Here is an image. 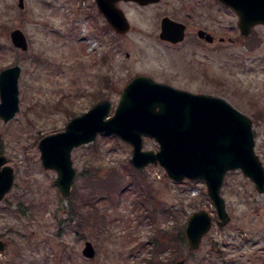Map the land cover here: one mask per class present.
Returning <instances> with one entry per match:
<instances>
[{"label": "rangeland", "instance_id": "rangeland-1", "mask_svg": "<svg viewBox=\"0 0 264 264\" xmlns=\"http://www.w3.org/2000/svg\"><path fill=\"white\" fill-rule=\"evenodd\" d=\"M118 5L131 24L123 35L108 26L95 0H25L24 8L18 0H0V72L21 67L20 110L8 122L0 117V154L14 169L13 186L0 201L6 244L0 264H174L183 258L187 264H264V193L239 169L225 177L231 220L220 226L205 181L176 182L159 164L133 171V147L112 133L73 150L77 174L68 196L54 183L57 171L43 166L44 136L106 98L112 115L138 75L227 100L252 119L264 164V24L243 35L237 13L217 0ZM165 15L188 22L179 45L160 38ZM199 28L215 41L200 40ZM15 29L26 35L28 50L13 44ZM144 149L157 151L159 144L145 136ZM78 204L82 211L70 219ZM200 209L213 215L211 230L199 249L190 251L188 242L176 249L170 235L185 230ZM87 241L96 251L92 258L83 254Z\"/></svg>", "mask_w": 264, "mask_h": 264}, {"label": "water", "instance_id": "water-1", "mask_svg": "<svg viewBox=\"0 0 264 264\" xmlns=\"http://www.w3.org/2000/svg\"><path fill=\"white\" fill-rule=\"evenodd\" d=\"M107 23L120 35L130 31L131 24L120 1L140 5L161 0H95ZM239 16L238 26L243 35L264 24V0H218ZM24 8L25 0H18ZM186 25L166 16L162 19L160 38L180 43L185 38ZM198 35L208 42L214 36L200 29ZM13 44L26 51L29 42L21 29L11 32ZM21 67L14 65L0 72V117L10 121L20 110L19 78ZM112 101L100 100L89 110L73 117L65 129L44 136L39 142L41 159L46 169L57 171L54 183L62 195L68 196L76 178L72 152L93 142L99 134L112 133L133 147L130 163L136 169L151 164L163 166L171 179L203 180L218 215V224L226 225L231 217L227 211L222 187L229 171L241 170L264 193V164L256 154L252 119L222 97L194 93L158 82L150 76L138 75L123 89L114 113ZM149 136L159 144L157 151L144 149ZM7 158L0 154V201L14 183V169L5 165ZM213 226V215L205 209L189 217L185 236L190 251L200 248L204 236ZM6 247L0 239V251ZM92 242L87 241L83 254L95 256ZM174 264H187L185 258Z\"/></svg>", "mask_w": 264, "mask_h": 264}, {"label": "trees", "instance_id": "trees-1", "mask_svg": "<svg viewBox=\"0 0 264 264\" xmlns=\"http://www.w3.org/2000/svg\"><path fill=\"white\" fill-rule=\"evenodd\" d=\"M133 171H141V170H137V169H135L134 168V170ZM144 201H146V200H144ZM74 213L73 212H70V214H71V217H70V219H72V218H74V216L77 214V213H80V211H82V206H81V204L79 205L78 204V206H77V208H76V210L74 209ZM94 215H96V217L95 218H97V221L99 222L100 220H102L103 222H104V217L103 216H99V212H98V210H94V213H93ZM94 215H89V217H90V219L92 218V216H94ZM99 217H100V220H99ZM102 224V223H101ZM103 225V224H102ZM95 226H96V224H95ZM170 239L173 241V243L176 245V249H179V248H181L183 245H185L186 243H187V240H186V236H185V230H184V227H182V228H178V230H177V232L175 233V234H171L170 235ZM155 264H171V263H166V262H164L163 260H158V261H155Z\"/></svg>", "mask_w": 264, "mask_h": 264}, {"label": "flooded vegetation", "instance_id": "flooded-vegetation-1", "mask_svg": "<svg viewBox=\"0 0 264 264\" xmlns=\"http://www.w3.org/2000/svg\"><path fill=\"white\" fill-rule=\"evenodd\" d=\"M218 1V0H217ZM136 3V2H135ZM159 3V2H158ZM138 4V3H137ZM154 4H156V3H154ZM140 5V4H139ZM148 5H152V4H148ZM142 6H146V5H142ZM166 16H168V15H165V16H163L162 17V19L164 18V17H166ZM172 19H175V18H173V17H171ZM162 19H161V24H162ZM175 20H177V19H175ZM177 21H179V20H177ZM181 23H183V24H185L186 25V32H185V38H184V41H185V39H186V36H187V31H188V22H184V21H180ZM108 26L110 27V28H112L109 24H108ZM201 28H199V29H197V36L199 37V39L200 40H202V41H206V42H208V40L207 39H205V38H201L199 35H198V31L200 30ZM204 29V28H203ZM207 33H210V34H212L210 31H208L207 29H204ZM213 35V34H212ZM214 36V35H213ZM162 40V39H161ZM164 42H166V43H169V44H171V45H179L180 43H182V42H184V41H182V42H180V43H172V42H169V41H165V40H163ZM214 41H215V36H214ZM213 41V42H214ZM221 41H224V40H222L221 39ZM212 42V43H213Z\"/></svg>", "mask_w": 264, "mask_h": 264}]
</instances>
